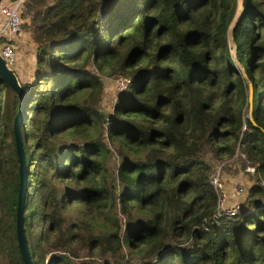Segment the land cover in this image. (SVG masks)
Wrapping results in <instances>:
<instances>
[{
  "label": "trees",
  "instance_id": "trees-1",
  "mask_svg": "<svg viewBox=\"0 0 264 264\" xmlns=\"http://www.w3.org/2000/svg\"><path fill=\"white\" fill-rule=\"evenodd\" d=\"M18 14L0 44L15 58L21 31L32 44L31 78L16 76L32 264H264V0H21ZM18 103L0 77V264H23ZM208 152L254 166L231 217L215 213Z\"/></svg>",
  "mask_w": 264,
  "mask_h": 264
},
{
  "label": "rangeland",
  "instance_id": "rangeland-1",
  "mask_svg": "<svg viewBox=\"0 0 264 264\" xmlns=\"http://www.w3.org/2000/svg\"><path fill=\"white\" fill-rule=\"evenodd\" d=\"M12 0H0V2H8ZM240 0H238L239 2ZM17 53L15 60L8 62L6 65L14 72V70L17 72L16 76L18 80L27 81L31 78V70L33 66V53H32V44L29 36L24 32L21 31L17 35ZM13 36H11L10 39H12ZM233 49L231 46V53ZM103 89L101 97L97 103L98 107L103 111H108L111 108V105L116 97V84L113 81V77H103ZM234 156V155H233ZM206 157L208 159L210 158V162L212 163V170L215 169V167L218 165L215 161L211 158L210 153L208 152L206 154ZM116 156L113 152L108 153V155L105 158L106 165L110 171H113L114 169V162H115ZM235 162L232 163V158L230 160H226L223 162L222 166L218 165L219 167V177L221 179V190L222 192L229 191L235 184H241L244 188L243 192L239 195V202L240 200H243L247 186L252 182L254 179L253 175L249 172L246 173L239 167V159H233ZM231 161V162H230ZM230 162V163H229ZM226 163V164H224ZM225 167V168H224ZM232 199L229 201L231 202Z\"/></svg>",
  "mask_w": 264,
  "mask_h": 264
},
{
  "label": "built area",
  "instance_id": "built-area-1",
  "mask_svg": "<svg viewBox=\"0 0 264 264\" xmlns=\"http://www.w3.org/2000/svg\"><path fill=\"white\" fill-rule=\"evenodd\" d=\"M21 0H12L8 2H0V35H6L10 39L12 35L19 32L21 21L18 14V6ZM0 56L7 64L15 58V50L10 42H3L0 44ZM116 88L119 89L128 81L125 75H118L113 79ZM223 162L218 163L222 166ZM209 173V182L216 191L217 199L215 206L216 215H223L226 217L233 216L239 208V195L243 192L244 188L241 184H235L229 191L222 192L221 179L219 177V166ZM244 171L252 173L254 166L252 163H247L243 168ZM232 199L231 202H229Z\"/></svg>",
  "mask_w": 264,
  "mask_h": 264
},
{
  "label": "water",
  "instance_id": "water-1",
  "mask_svg": "<svg viewBox=\"0 0 264 264\" xmlns=\"http://www.w3.org/2000/svg\"><path fill=\"white\" fill-rule=\"evenodd\" d=\"M243 3V0H242ZM230 46L234 51V43L231 41ZM232 51V52H233ZM245 76V74L243 73ZM0 77L16 92L19 103L18 107L13 115L12 119V133L14 138L16 160L18 164V183L16 193V206H15V236L17 241V247L19 255L23 261V264H32L29 256V251L23 231L22 218H23V200L26 187V168H25V156L22 147L20 123L22 117L23 104L25 100V89L18 82L14 72L6 65L3 58L0 56ZM248 92V113L250 112L251 102V83L247 81Z\"/></svg>",
  "mask_w": 264,
  "mask_h": 264
},
{
  "label": "crops",
  "instance_id": "crops-1",
  "mask_svg": "<svg viewBox=\"0 0 264 264\" xmlns=\"http://www.w3.org/2000/svg\"><path fill=\"white\" fill-rule=\"evenodd\" d=\"M12 69V68H11ZM15 71V70H14ZM15 74V73H14Z\"/></svg>",
  "mask_w": 264,
  "mask_h": 264
}]
</instances>
